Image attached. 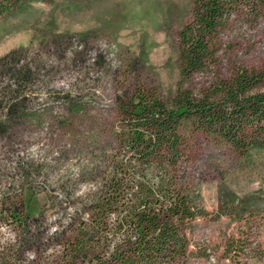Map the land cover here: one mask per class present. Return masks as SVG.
Returning a JSON list of instances; mask_svg holds the SVG:
<instances>
[{"label": "rangeland", "instance_id": "1", "mask_svg": "<svg viewBox=\"0 0 264 264\" xmlns=\"http://www.w3.org/2000/svg\"><path fill=\"white\" fill-rule=\"evenodd\" d=\"M21 1L0 17V264H65L112 160L125 159L121 106L140 94L170 103L180 88L202 96L240 67L264 68V9L236 0L210 67L183 76L178 32L193 0ZM183 128L176 182L204 213L178 264H264V151L241 157Z\"/></svg>", "mask_w": 264, "mask_h": 264}, {"label": "trees", "instance_id": "2", "mask_svg": "<svg viewBox=\"0 0 264 264\" xmlns=\"http://www.w3.org/2000/svg\"><path fill=\"white\" fill-rule=\"evenodd\" d=\"M235 2L193 0V18L178 32L183 76L210 67ZM256 4L264 9V0ZM21 7V0H0V17ZM263 82L264 68L240 67L202 96L180 88L170 103L140 94L123 104L119 145L125 159L112 160L104 188L65 248V264H178L185 258L187 225L204 211L176 182L187 145L183 127L215 136L241 157L264 151V91L255 90Z\"/></svg>", "mask_w": 264, "mask_h": 264}]
</instances>
